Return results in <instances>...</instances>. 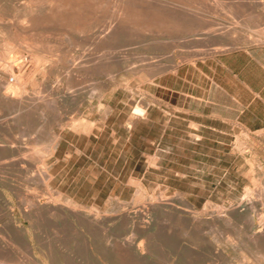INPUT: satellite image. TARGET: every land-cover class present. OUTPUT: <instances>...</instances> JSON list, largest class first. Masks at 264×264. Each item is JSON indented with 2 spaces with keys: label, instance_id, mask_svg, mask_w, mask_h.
Instances as JSON below:
<instances>
[{
  "label": "rangeland",
  "instance_id": "374dc122",
  "mask_svg": "<svg viewBox=\"0 0 264 264\" xmlns=\"http://www.w3.org/2000/svg\"><path fill=\"white\" fill-rule=\"evenodd\" d=\"M39 1L41 0H31L33 4L28 3L33 7V12L40 16L41 11L46 8L48 11L53 7L52 11L48 12L57 15L60 19L59 25L54 27L48 23L46 27L44 24L42 27L38 24L27 33L18 29V35L14 28L17 31L19 24H25L22 18L25 17L27 0H0V56L7 58L0 60V69L1 65H23L22 70H26L33 64L40 69L42 62L45 66L44 69L29 73L26 78L28 82L26 79L24 82L27 102L40 94L43 96L39 97L40 100L36 98L39 101L43 99L42 110L32 109L30 113L22 114L19 110L0 102V262L4 260L2 258L8 257L11 262L20 264H127L128 261V264H264V237L258 241L250 239L252 233L257 234L261 229L258 217L264 215V207H261L264 206V124L257 126L252 120L246 119L247 114L239 115L236 103L231 102L227 94L219 88L226 80V67L236 70L239 65L248 61V54L264 55V8H261L264 0H134L136 3L133 0L132 3L131 0H124L123 3L127 4H123L126 5L124 15L119 0H45L46 7L40 4L43 0ZM86 1L89 6H85ZM192 1L193 7L190 6L193 5ZM50 4L52 5L49 6ZM61 6L68 13L63 12ZM165 11L168 15H164ZM113 12L115 19H126L129 26L119 29L117 33L120 35L116 33L113 40L96 43L94 40L103 28L114 20ZM17 15L20 17L17 18ZM202 16L204 17L201 18ZM69 18L73 21L82 20L86 24V27L83 26L85 30L83 27L77 30L69 20L68 23L64 20ZM190 18L192 23L188 22ZM7 19L11 22L6 23ZM171 20H174V23ZM130 22H133L132 25ZM182 22L185 27L181 25ZM7 25L9 28H6ZM186 26L194 28L190 30ZM87 27L92 31L89 32ZM7 29H11L10 32L16 35L13 37L14 34H8ZM73 29L75 31L71 33ZM32 31L37 34L34 35ZM44 31L50 34L56 32L51 36ZM30 33L38 42H34L32 36L29 37ZM38 35H41L40 38ZM72 39L74 41H71ZM39 40L44 41L42 43ZM46 42L48 46L45 45ZM219 42L221 50L212 51L214 47H219ZM33 43L43 44V47ZM55 45L64 46H59L58 50ZM94 49L96 51H93ZM44 50L49 51L47 53ZM104 51H108L109 56L107 52L104 54ZM53 52H56V55ZM62 54L66 58H63ZM27 55L31 56V59ZM36 56L37 59H43L41 63ZM55 57L61 62H57ZM20 58H23V61ZM28 60H31V65ZM105 60L108 63L103 71L100 66L103 65L101 62H107ZM98 61L99 64L96 63ZM49 64H53V68L48 69ZM97 65L102 72L96 68ZM76 77L78 79H75ZM31 85L37 86V89L33 87L31 90ZM91 86L94 91L90 90ZM67 90H70L71 94H68L70 92ZM33 91L35 94H32ZM229 92L235 93L234 88H229ZM52 97L53 104L49 103ZM246 97V94H242V100ZM106 106L110 108L103 120ZM136 108L142 109L140 114H135ZM261 116L264 117V113ZM72 120V123L84 122L85 130L72 128ZM65 124L66 126H63ZM45 134L47 136L44 137ZM53 135L57 137L55 150L52 155L44 150L45 154L41 148L46 146L47 138L49 142ZM23 154L26 157L22 158ZM16 155L18 158H25L34 169L31 165L27 167L24 162L16 164L13 159ZM43 164L50 175L47 184L50 191H53L52 194L47 193L42 181L35 177V169L41 168ZM34 188L37 194L33 193ZM56 189L61 197L54 193ZM15 192L22 194L16 195ZM137 192L142 195L139 196ZM31 197L33 199L29 200ZM65 197L73 199L82 212L90 216L92 213L96 216L99 214L97 221H93L92 217H78L77 222V217L68 211L62 213L49 207V201L54 200L53 203L58 204ZM21 199L31 205H27L26 201L20 202ZM36 199L38 202H34ZM45 208L50 214L52 210L53 214H47ZM124 209L126 210L122 211ZM218 211L224 212L225 215ZM250 215L255 224L248 226L245 223ZM231 233L233 234L230 235ZM231 237L234 239L229 240ZM189 248H192L190 250L193 255L190 254ZM2 254L5 256L1 257Z\"/></svg>",
  "mask_w": 264,
  "mask_h": 264
},
{
  "label": "bare ground",
  "instance_id": "6f19581e",
  "mask_svg": "<svg viewBox=\"0 0 264 264\" xmlns=\"http://www.w3.org/2000/svg\"><path fill=\"white\" fill-rule=\"evenodd\" d=\"M21 1H22V0H21ZM33 1H34V0H33ZM35 1L37 2V0H35ZM41 1H42V0H41ZM41 1H39V2H41ZM44 1H45V0H43V3H40V4H43V5L46 7V5L44 4ZM48 1H51V0H48ZM90 1H92V0H90ZM115 1H116V0H114V2H115ZM117 1H118V0H117ZM127 1H128V0H127ZM129 1H130V0H129ZM136 1H137V0H136ZM138 1H141V0H138ZM175 1H176V0H175ZM179 1H180V0H179ZM181 1H182V0H181ZM184 1H185V0H184ZM188 1H189V0H188ZM193 1H194V0H193ZM193 1H192V2H193ZM195 1H196V0H195ZM200 1H201V0H200ZM220 1H221V0H220ZM226 1H227V0H226ZM230 1H231V0H230ZM232 1H234V0H232ZM36 2H34V3H36ZM45 2H47V1H45ZM52 2H53V1H52ZM61 2H62V1H61ZM81 2H82V1H81ZM101 2H102V1H101ZM109 2H110V1H109ZM111 2H112V1H111ZM119 2H121L120 5L122 6V7H121L122 15H124V14H125V11H126V5H127V4H126V3H123L124 0H119ZM130 2L132 3V0H131ZM133 2H134V0H133ZM145 2H146V1H145ZM159 2H160V0H159ZM162 2H164V1L162 0ZM162 2H161V3H162ZM20 3H22V2H20ZM28 3H32L31 0H27V5H25V6H26V9H25V11H26V12H25V17L23 16L24 18H22L23 20H25V24H24V25H22L23 23H22V24H19V23L17 22L18 19H17V21H16V18H15V21H16L20 26L17 24V25H18V26L16 25V26L18 27V28H17V31H16V29L14 28V30H15V31L13 30L14 32L17 33V32H18V29H21L20 31L24 30V32L27 33V32H30L31 29H33L34 26H38V24H41L42 27H43V24H44V26H45V25L48 24V23H49V25L51 24V26H54V27H55V26L57 27V25H59L60 19L57 17V15H53L54 12H53V14H52V13L49 14L50 12H48V11H52L53 7H52L51 10H50V9H49V8H50L49 6H51L53 3L50 4L49 6L47 5L49 10L47 11V10H46L47 8H46V9H45L46 11H45V10H44V11H41L42 15H40V16H39V15H36V14L33 12V10H32L33 7H30ZM64 3H66V2H64ZM64 3H63V4H64ZM87 3H89V2L86 1L85 6H89V4H87ZM102 3H103V2H102ZM134 3H136V2H134ZM138 3H139V2H138ZM146 3H147V2H146ZM165 3H166V2H165ZM175 3H176V2H175ZM181 3H182V2H181ZM188 3H189V2H188ZM188 3H187V4H188ZM195 3H196V2H195ZM198 3H199V2H198ZM214 3H215V2H214ZM217 3H218V2H217ZM223 3H224V1H223ZM9 4H11V3H9ZM15 4H16V3H15ZM32 4H33V3H32ZM32 4H31V5H32ZM37 4H38V3H37ZM40 4H38V5H40ZM63 4H62V6H63ZM108 4H109V3H108ZM108 4H106V6H108ZM117 4H118V3H117ZM117 4H116V5H117ZM123 4H126V5H123ZM151 4H152V3H151ZM151 4H150V5H151ZM167 4H170V3H167ZM171 4H172V3H171ZM179 4H180V3H179ZM179 4H178V5H179ZM200 4H201V3H200ZM215 4H216V3H215ZM220 4H221V2H220ZM55 5H56V4H54V6H55ZM69 5L71 6L70 3H69ZM97 5H99V4H97ZM100 5H101V4H100ZM111 5H112V4H111ZM114 5H115V4H114ZM140 5H141V4H140ZM153 5H154V4H153ZM180 5H182V4H180ZM185 5H186V2H185ZM185 5H184V6H185ZM189 5H190V4H189ZM196 5H197V4H196ZM203 5L205 6L204 3H203ZM211 5H212V4H211ZM228 5L230 6V3H229ZM260 5H261V4H260ZM25 6H24V7H25ZM28 6H29V7H28ZM56 6H57V5H56ZM56 6H55V7H56ZM59 6H60V5H59ZM62 6H61V8H62ZM64 6H65V4H64ZM70 6H69V8H70ZM74 6H75V5H74ZM101 6H102V5H101ZM103 6H104V5H103ZM106 6H105V7H106ZM144 6H145V5H144ZM167 6H168V5H167ZM190 6L193 7V6H194V2H193V5H190ZM201 6H202V5H201ZM223 6H225V5H223ZM226 6H227V5H226ZM15 7H16V6H15ZM98 7H99V6H98ZM109 7H110V6H109ZM113 7H114V6H113ZM115 7H116V6H115ZM119 7H120V6H119ZM131 7H132V6H131ZM134 7H135V6H134ZM160 7H161V6H160ZM160 7H158V8H160ZM182 7H183V6H182ZM182 7H181V8H182ZM185 7H186V6H185ZM187 7H188V6H187ZM192 7H190V8H192ZM214 7H215V6H214ZM219 7H220V6H219ZM262 7L264 8V4H263V3H262L261 8H262ZM34 8H35V7H34ZM66 8H67V7H66ZM71 8H74V7H71ZM92 8H93V7H92ZM136 8H140V9H141V7H136ZM161 8H163V7H161ZM161 8H160V9H161ZM175 8H176V7H175ZM178 8H180V7H178ZM188 8H189V7H188ZM196 8H198V6H197ZM203 8H204V7H203ZM16 9H17V8H16ZM43 9H44V8H43ZM97 9H98V8H97ZM104 9H105V8H104ZM104 9H103V10H104ZM140 9H139V10H140ZM143 9H144V8H143ZM160 9H159V10H160ZM168 9H169V8H168ZM184 9H185V8H184ZM186 9H187V8H186ZM186 9H185V10H186ZM205 9H206V8H205ZM68 10H69V9H68ZM103 10H102V11H103ZM105 10H107V9H105ZM113 10H115V9H113ZM116 10H117V8H116ZM118 10H119V9H118ZM145 10H147V9H145ZM155 10H156V7H155ZM155 10H154V11H155ZM165 10L168 11L167 9H165ZM189 10H190V9H189ZM198 10H199V9H198ZM209 10H210V8H209ZM234 10H235V9H234ZM58 11H60V10H58ZM62 11H63V12L66 11L65 13H68V11L65 10V9L63 10V8H62ZM70 11H71V10H69V12H70ZM108 11H109V10H108ZM149 11H150V10L148 9V13H149ZM166 11H165V13H167ZM169 11H170V9H169ZM193 11H196V10L193 9ZM6 12H7V11H6ZM63 12H61L62 15L65 14V13H63ZM71 12H72V11H71ZM100 12H101V11H100ZM109 12H110V11H109ZM115 12H120V11H115ZM115 12H113V15H114ZM137 12H139V11H137ZM143 12H144V11H143ZM143 12H142V13H143ZM158 12H159V11H158ZM163 12H164V11H163ZM170 12H173V10L170 11ZM174 12H175V11H174ZM178 12H179V11H178ZM189 12H190V13H193L192 11H189ZM206 12H209V11H206ZM206 12H200V13L203 14V13H206ZM228 12H230V11H228ZM9 13H10V12H9ZM9 13H8V14H9ZM16 13H17V12H16ZM36 13H37V12H36ZM76 13H78V12H76ZM102 13H103V12H102ZM105 13H106V12H105ZM161 13H162V12H161ZM165 13H164V15H168V13H167V14H165ZM175 13H177V11H176ZM182 13H183V12H182ZM186 13H187V12H186ZM186 13H185V15H186ZM196 13H198V11H197ZM103 14H104V13H103ZM179 14H181V13H179ZM194 14H195V12H194ZM259 14H261V13H259ZM50 15H52V16H50ZM65 15L67 16V14H65ZM65 15H64V16H65ZM69 15H70V14H69ZM78 15H79V14H78ZM177 15H178V14H177ZM192 15H193V14H192ZM262 15H263V14H262ZM14 16H16L15 13H14ZM21 16H22V15H21ZM64 16H63V17H64ZM93 16H94V15H93ZM103 16H104V15H103ZM118 16H121V15H118ZM160 16H161V15H160ZM175 16H176V15H175ZM175 16H174V18H175ZM182 16L184 17L183 14H182ZM187 16H188V13H187ZM199 16H201V15L199 14ZM5 17H6V16H5ZM18 17H20V15H19V16L17 15V18H18ZM84 17H85V16H84ZM88 17H89V16H88ZM90 17H91V16H90ZM94 17H96V16H94ZM100 17H102V16H100ZM100 17H98V18L100 19ZM113 17H114V20H113V21H110V23L108 24V26L105 27V29L103 28V31H102V32L100 31L101 33L96 37V40H94V41H97L96 43H99V44L101 43V44H102V43H104V42H106V41H110V39L113 40V39L115 38V35H116V33L118 32L119 29L124 28V27L127 28V27L129 26V22H127L126 19H123V18H117V19H115V18H116L115 15H114ZM152 17H153V16H152ZM155 17H156V16H155ZM155 17H154V18H155ZM163 17H164V16H162V19H163ZM172 17H173V16H172ZM183 17H182V18H183ZM203 17H204V16H202L201 18H203ZM57 18H58V19H57ZM67 18H68V17H67ZM72 18H73V17H72ZM85 18H86V17H85ZM85 18H84V19H85ZM98 18H96V19H98ZM102 18H103V17H102ZM102 18H101V19H102ZM105 18H106V17H105ZM130 18H131V17H130ZM160 18H161V17H160ZM170 18H171V17H170ZM170 18H169V19H170ZM178 18L180 19L179 16H178ZM182 18H181V19H182ZM184 18H185V17H184ZM199 18H200V17H199ZM199 18H198V19H199ZM254 18H255V17H254ZM260 18H261V16H260ZM260 18H259V19H260ZM3 19H4V18H3ZM11 19H12V17H11ZM11 19H10V20H11ZM13 19H14V18H13ZM13 19H12V20H13ZM20 19H21V18H20ZM96 19H95V20H96ZM155 19H156V18H155ZM165 19H166V16H165ZM169 19H168V21H169ZM192 19H193V18H192ZM4 20H5V19H4ZM64 20L67 21V23H68V20H69V21L72 23V26H74L77 30L80 29L79 27L82 28L84 25H86V24H84V22H83L82 20H81V21H80V20H78V21H73V20L70 19V18H69V19H64ZM85 20H86V19H85ZM93 20H94V19H93ZM93 20H92V21H93ZM105 20H106V19H105ZM182 20H185V19H182ZM200 20H201V19H200ZM253 20H254V19H253ZM255 20H256V19H255ZM263 20H264V19H263ZM0 21H1V18H0ZM19 21H21V20H19ZM41 21H42V22H41ZM97 21H98V20H97ZM163 21H164V20H163ZM171 21H172V20H171ZM173 21H174V20H173ZM173 21H172V22H173ZM191 21H192V20H191V18H190V19L188 20V22L192 23ZM201 21H203V19H202ZM5 22H6V21H5ZM8 22H11V21H8V19H7V22H6V23H8ZM12 22H13V21H12ZM22 22H23V21H22ZM61 22H63V21H61ZM101 22H102V21H101ZM107 22H108V21H107ZM134 22H135V20H134ZM178 22H179V21H178ZM178 22H177V23H178ZM195 22H196V21H195ZM255 22H257V21H255ZM64 23H65L66 25H68L66 22H64ZM87 23H88V22H87ZM90 23H92V22H90ZM99 23H100V21H99ZM132 23H133V22H132ZM132 23L130 22L131 25H132ZM135 23H136V22H135ZM161 23H162V22H161ZM167 23H169V22H167ZM173 23H174V22H173ZM177 23H176V24H177ZM180 23H181V20H180ZM180 23H178V24L180 25ZM182 23H183V22H182ZM199 23H200V21H199ZM201 23H202V22H201ZM252 23H254V22H252ZM263 23H264V22H263ZM97 24H98V23H97ZM170 24H172V23H170ZM185 24H186V22H185ZM245 24H246V22H245ZM255 24H256V23H255ZM8 25H9V24H8ZM8 25H7L6 28H9ZM41 25H39V26H41ZM102 25H103V24H102ZM137 25H138V23H137ZM137 25L134 24V26H137ZM142 25H143V24H142ZM142 25H140V26H142ZM173 25H175V24H173ZM181 25H183V27H185V26H184V23L181 24ZM186 25L188 26V24H186ZM193 25H194V24H193ZM193 25H192V26H193ZM251 25H252V24H251ZM12 26L15 27L14 25H12ZM134 26H132V27L134 28ZM138 26H139V25H138ZM144 26H145V25H144ZM151 26H152V25H151ZM156 26H157V25H156ZM187 26H186V27H187ZM198 26H200V25H198ZM207 26H209V25H207ZM217 26H218V25H217ZM256 26H257V25H256ZM45 27H46V26H45ZM66 27H67V26H66ZM66 27H64V28H66ZM74 27H73V28H74ZM84 27H86V26H84ZM84 27H83V30H85ZM88 27H89V26H88ZM88 27L86 28L87 30H88ZM132 27H131V28H132ZM149 27H150V26H149ZM166 27H167V26H166ZM171 27H172V26H171ZM176 27H177V26H176ZM180 27H182V26H180ZM200 27H201V26H200ZM247 27H248V26H247ZM10 28H12V27L10 26ZM60 28H61V27H60ZM94 28H95V27H94ZM99 28H100V27H99ZM126 28H125V29H126ZM142 28H143V27H142ZM157 28H158V27H157ZM161 28H163V27H161ZM187 28H190V30H192V28H194V27H187ZM195 28H196V27H195ZM256 28H257V27H256ZM256 28H255V29H256ZM260 28H262V26H261ZM36 29H37V28H36ZM97 29H98V28H96V30H97ZM125 29H123V30H125ZM145 29H146V28H145ZM145 29H143V30H145ZM147 29H148V27H147ZM10 30H11V29H9V30L7 29V30H6V31H8V34H9ZM56 30H57V29H56ZM58 30H59V27H58ZM58 30H57V32H59ZM67 30L69 31L70 29L67 28ZM80 30H81V29H80ZM83 30H82V32H83ZM87 30H86V32H88V31L90 32V30L92 31L91 28H90V30H88V31H87ZM123 30H122V31H123ZM135 30H136V29H135ZM149 30H150V29H149ZM157 30H158V29H157ZM186 30H187V29H186ZM214 30H215V29H214ZM260 30H262V29H260ZM20 31H19V32H20ZM53 31H54V30H53ZM53 31H52V32H53ZM64 31H65V30H64ZM74 31H75V30L73 29L72 32H71V31H70V32L73 33ZM122 31H121V32H122ZM130 31H131V29H130ZM151 31H152V30H151ZM203 31H204V30H203ZM252 31H254V30H252ZM14 32H13V33L10 32V33L13 35ZM44 32H45V31H44ZM55 32H56V31H55ZM55 32H53L52 34H50V33H48V32H47V33L50 34V35L52 36ZM60 32L62 33V31H60ZM82 32H81V33H82ZM84 32H85V31H84ZM95 32H96V31H95ZM132 32H133V31H132ZM135 32H136V31H135ZM149 32H150V31H149ZM149 32H148V33H149ZM227 32H228V31H227ZM262 32H263V30H262ZM26 33H25V35H26ZM31 33L34 34L33 31H32ZM31 33H30V34H31ZM45 33H46V32H45ZM47 33H46V34H47ZM65 33H66V32H64V35H65ZM75 33H76V32H75ZM97 33H98V32H97ZM154 33H155V32H154ZM159 33H160V32H159ZM0 34H1V33H0ZM11 34H10L9 36H11ZM17 34H18V33H17ZM36 34H37V33H35L34 35H36ZM42 34H43V33H42ZM42 34H41V35H42ZM77 34H78V33H77ZM83 34H84V33H83ZM85 34H86V33H85ZM85 34H84V35H85ZM123 34H124V33H123ZM123 34H122V35H123ZM125 34H127V33H125ZM130 34H131V33H130ZM140 34H141V31H140ZM143 34H146V33L143 32ZM213 34H214V33H213ZM221 34H222V33H221ZM15 35H16V34H14L13 37H14ZM18 35H19V34H18ZM21 35H22V33H21ZM34 35L31 34V35H29V37H30V36L33 37ZM41 35H40V36H41ZM50 35H49V36H50ZM56 35H57V33H56ZM69 35H70V34H69ZM117 35H118V33H117ZM119 35H120V33H119ZM119 35H118V36H119ZM146 35H147V34H146ZM149 35H150V34H148V36H149ZM214 35H215V34H214ZM218 35H219V34H218ZM26 36H27V35H26ZM38 36H39V35H38ZM40 36H39V38H40ZM42 36H43V35H42ZM44 36H45V34H44ZM49 36H48V37H49ZM51 36H50V37H51ZM53 36H54V35H53ZM61 36H62V35H61ZM132 36H133V34H132ZM136 36H138V35H136ZM4 37H5V36H4ZM13 37H11V38H13ZM16 37H17V36H16ZM34 37H35V36H34ZM34 37H33V39H34ZM45 37H46V36H45ZM56 37H57V36H56ZM68 37H69V36H68ZM84 37H85V36H84ZM91 37H92V36H91ZM124 37L126 38V36H124ZM127 37H128V39H129V36H127ZM142 37H145V36L142 35ZM11 38H10V39H11ZM20 38H22V37H20ZM39 38H38V39H39ZM61 38H62V37H60V39H61ZM64 38H65V36H64ZM88 38H90V37H88ZM94 38H95V37H94ZM116 38H117V37H116ZM118 38H119V37H118ZM223 38H224V36H223ZM13 39H15V38H13ZM46 39H48V38H46ZM51 39H52V38H51ZM55 39H56V38H55ZM58 39H59V38H58ZM66 39H67V38H66ZM83 39H84V38H83ZM83 39H82V40H83ZM211 39H212V38H211ZM225 39H226V38H225ZM21 40H23V39H21ZM52 40H53V39H52ZM56 40H57V39H56ZM82 40H81V41H82ZM84 40H85V39H84ZM87 40H88V39H87ZM90 40H91V38H90ZM90 40H89V41H90ZM92 40H93V38H92ZM126 40H127V39H126ZM214 40H215V39H214ZM26 41H27V40H26ZM26 41H25V42H26ZM29 41H30V40H29ZM31 41H32V40H31ZM39 41H41V40H39ZM43 41H44V40H43ZM43 41H41V42L43 43ZM47 41L49 42V39H48ZM67 41H68V40H67ZM71 41H74V40L72 39ZM75 41H76V40H75ZM168 41H169V40H168ZM216 41H217V40H216ZM259 41H260V40H259ZM34 42H38V40L35 41V39H34ZM83 42H84V41H83ZM83 42H82V43H83ZM87 42H88V41H86V43H87ZM90 42H92V41H90ZM224 42H225V41H224ZM224 42H223V44H225ZM27 43H28V42H27ZM44 43H45V42H44ZM46 43H47V42H46ZM50 43H51V42H50ZM50 43H49V44H50ZM52 43H53V42H52ZM52 43H51V44H52ZM82 43H81V44H82ZM163 43H165V42H163ZM217 43H218V42H217ZM219 43H220V42H219ZM260 43H261V42H260ZM10 44H11V43H10ZM12 44H13V43H12ZM33 44H37V43H33ZM39 44H40V42H39ZM39 44H37L36 46H38ZM54 44H55V42H54ZM73 44H74V43H73ZM73 44L71 45L72 47H73ZM91 44H92V43H91ZM93 44L95 45V43H93ZM106 44H107V43H106ZM227 44H229V43H227ZM15 45H16V44H15ZM17 45H18V43H17ZM17 45H16V46H17ZM21 45H23V44L21 43ZM21 45H20V46H21ZM31 45H32V43H31ZM42 45H43V44H42ZM42 45H39V46L41 47ZM45 45L48 46V43L45 44ZM68 45H69V44H68ZM75 45H77L76 42H75ZM96 45H98V44H96ZM104 45H105V44H104ZM163 45H164V44H163ZM169 45H170V44H169ZM215 45H216V44H215ZM218 45H219V47H217V46L214 47V49H212V51H218V50H221V48H220L221 43L218 44ZM229 45H230V44H229ZM1 46H2V44H1ZM28 46H29V44H28ZM39 46H38V47H39ZM47 46H46V47H47ZM59 46H60V48H61V46H64V45H59ZM59 46H57V47H58V50H59ZM77 46H78V45H77ZM79 46H80V45H79ZM88 46H89V45H88ZM100 46H101V45H100ZM100 46H98V48H99ZM114 46H116V45H114ZM222 46H223V45H222ZM2 47H3V46H2ZM2 47H1V49L3 50L4 47H3V48H2ZM24 47H26V44L24 45ZM42 47H43V46H42ZM42 47H41V48H42ZM49 47H50V46H49ZM57 47H56V45H55V49H57ZM69 47H70V46H69ZM69 47H68V48H69ZM82 47H83V46H82ZM108 47H109V46H108ZM111 47H112V46H111ZM223 47H225V45H224ZM13 48H14V47H13ZM51 48H53V47H51ZM68 48H67V49H68ZM74 48H75V47H74ZM93 48H94V47H93ZM98 48H97V49H98ZM101 48H102V47H101ZM105 48H106V47H105ZM112 48H113V47H112ZM112 48H111V49H112ZM212 48H213V47H212ZM225 48H226V47H225ZM225 48H224V49H225ZM4 49L6 50V48H4ZM29 49L32 50L31 48H29ZM36 49H37V48H36ZM44 49H45V48H44ZM46 49H47V48H46ZM46 49H45V50H46ZM67 49H66V51L68 52ZM75 49H76V48H75ZM88 49H89V48H88ZM222 49H223V48H222ZM5 50H4V51H5ZM16 50H18V49H16ZM34 50H35V49H34ZM45 50H44V52H47V53H48L49 50H48V51H45ZM58 50H57V52H58ZM90 50H91V49H90ZM106 50H107V49H106ZM118 50H119V48H118ZM120 50H121V49H120ZM8 51H9V50H8ZM54 51H56V50H54ZM69 51H70V49H69ZM86 51H88V50H86ZM93 51H96V50L94 49ZM98 51H99V50H98ZM102 51H103V50H102ZM50 52H51V49H50ZM84 52H85V51H84ZM90 52H91V51H90ZM100 52H101V49H100ZM105 52H107V55H108L109 52H108V51H104V54H105ZM113 52H114V51H113ZM16 53H17V52H16ZM53 53H54V52H53ZM55 53H56V52H55ZM55 53H54V54H55ZM61 53H64V52H61ZM61 53H58V54H61ZM65 53H66V52H65ZM70 53H71V52H70ZM93 53H95V52H93ZM93 53H92V54H93ZM97 53H98V52H97ZM213 53H214V52H213ZM216 53H217V52H216ZM225 53H226V52H225ZM13 54H14V53H13ZM19 54H20V53H19ZM28 54H29V53H28ZM51 54H52V53H51ZM66 54H67V53H66ZM83 54H84V53H83ZM101 54H102V52H101ZM104 54H103V55H104ZM8 55H9V54H8ZM52 55H53V54H52ZM55 55H56V54H55ZM55 55H54V56H55ZM62 55H63V54H62ZM70 55H72V54H70ZM88 55H89V54H88ZM93 55H94V54H93ZM98 55H100V54H98ZM107 55H106V56H107ZM110 55H111V54H110ZM15 56H17V55H15ZM27 56H28V55H27ZM32 56H33V54H32ZM46 56H47V55H46ZM59 56H60V55H59ZM59 56H58V58H60ZM81 56H82V55H81ZM108 56H109V55H108ZM111 56H112V55H111ZM121 56H122V55H121ZM188 56H189V55H188ZM9 57H10V56H9ZM18 57H19V56H18ZM18 57H17V58H18ZM28 57H29V56H28ZM30 57H31V56H30ZM30 57H29V59H31ZM34 57H35V56H34ZM61 57H62V56H61ZM64 57H65V56L63 55V58H64ZM68 57H69V56H67V58H68ZM100 57H102V56H100ZM119 57H120V56H119ZM123 57H126V56L123 55ZM2 58H4V55H3V56H0V60H2ZM5 58H6V57H5ZM5 58H4V59H5ZM23 58H24V56H23ZM23 58H22V59L20 58V59L23 61ZM32 58H33V57H32ZM49 58H50V57H49ZM55 58H56V57H55ZM58 58H56V59H57V62L59 61ZM65 58H66V57H65ZM70 58L73 59V57H70ZM75 58H76V57H75ZM78 58H79V57H78ZM87 58H88V57H87ZM89 58H91V57H89ZM96 58H97V57H96ZM102 58H103V57H102ZM102 58H101V59H102ZM6 59H7V58H6ZM36 59H37V56H36ZM38 59L40 60V58H38ZM38 59H37V60H38ZM56 59H55V61H56ZM76 59H77V58H76ZM80 59H81V58H80ZM99 59H100V58H99ZM101 59H100V60H101ZM108 59H109V58H108ZM184 59H185V58H184ZM9 60H11V59H9ZM13 60H14V59H13ZM25 60H26V59H25ZM33 60H35V58H34ZM37 60H36V61H37ZM41 60H43V59H41ZM41 60L39 61L40 63L42 62ZM60 60H62V58H60ZM65 60H66V59H65ZM109 60H110V59H109ZM112 60H113V59H112ZM114 60H115V59H114ZM124 60H125V59H124ZM28 61H30L29 63H30V65H31V60H28ZM45 61H46V60H45ZM51 61H53V60H51ZM62 61H63V60H62ZM70 61H71V59H70ZM70 61H69V62H70ZM72 61H73V60H72ZM93 61H95V59H93ZM96 61H97V60H96ZM105 61H107V60H105ZM1 62H2V61H1ZM1 62H0V63H1ZM26 62H27V61H26ZM59 62H61V61H59ZM75 62H76V61H75ZM77 62H78V60H77ZM90 62H91V61H90ZM90 62H88V63H90ZM99 62H100V61H98V62H96V63L99 64ZM112 62H113V61H112ZM3 63H4V62H3ZM33 63H34V62H33ZM35 63H38V62H35ZM45 63H46V62H45ZM49 63H50V62H49ZM53 63H54V62H53ZM85 63H86V62H85ZM91 63L93 64V62H91ZM101 63L103 64V65H102L103 67L100 66L101 68H100V67H99V68L102 69V70L104 71V69L106 68V65H107L108 61L105 62V63H104V62H101ZM114 63H115V62H114ZM19 64H20V62H19ZM26 64H27V63H26ZM26 64H25V65H26ZM43 64H44V62H42V67H40V69H44V68H45V66H44ZM62 64H63V63H62ZM73 64H74V61L72 62V65H73ZM78 64H79V63H78ZM83 64H84V63H83ZM6 65H7V64H6ZM27 65H28V64H27ZM34 65H36V64H33V66H34ZM55 65H56V64H55ZM66 65L68 66V64H66ZM72 65H71V68L73 67ZM95 65H96V64H95ZM95 65H94V66H95ZM104 65H105V66H104ZM114 65H116V64H114ZM33 66H32V67L30 66V67H31L30 69L22 70L23 65H8V66H6V67H5V65H4V66H3V67H5L4 69H3L2 65H1V68H2L3 70L0 69V70H2V72L0 73V102L3 103V104H5L6 106H10V107H12V108H15V109L19 110L20 112H22V114H23V113L26 114V113H28V112L30 113V111H31L32 109H38V110L40 109V110H42V108H41V101H43V99L41 98L42 100L39 101V100H40L39 97L42 96L41 94H40V96H37V94H36V96L39 98V100H37V99H36L37 97H36L35 95H33V96L36 97V98H34V99L32 98V100L29 101V102H27V100H26V96H25L24 82L27 81V79H26V78H28L27 76L29 75V73H32V72L34 73L35 71L40 70L39 68H37V66H34V67H33ZM78 66L80 67V65H78ZM92 66H93V65H92ZM94 66H93V67H94ZM97 67H98V65L96 66V68H97ZM114 67H115V66H114ZM155 67H156V66H155ZM155 67H154V68H155ZM157 67H158V66H157ZM27 68H28V67H27ZM51 68H53V64H49L48 69H51ZM77 68H78V67H77ZM80 68H81V67H80ZM96 68H94L95 72H96V70L98 69V68H97V69H96ZM103 68H104V69H103ZM66 70H68V69H66ZM86 70H87V69H86ZM92 70H93V69H92ZM94 70H93V71H94ZM98 70H99V69H98ZM157 70H158V69H157ZM84 71H85V70H84ZM99 71H100V70H99ZM107 71H108V70H107ZM158 71L162 72L163 69H162V71H161V70H158ZM69 72H70V71H69ZM69 72H68V74H69ZM85 72H86V71H85ZM97 72H98V71H97ZM97 72H96V73H97ZM100 72H102V71H100ZM65 73H67V72H65ZM65 73H64V74H65ZM88 73H89V71H88ZM88 73H86V74L88 75ZM93 73H94V72H93ZM108 73H110V72L108 71ZM116 73H117V72H116ZM156 73H157V72H156ZM156 73H153V74H156ZM45 74H46V73H45ZM61 74H62V73H61ZM94 74H95V73H94ZM97 74H98V73H97ZM104 74H106V73H104ZM104 74H103V75H104ZM153 74H151V75H153ZM157 74H159V73H157ZM106 75H107V74H106ZM109 75H110V74H109ZM113 75H114V74H113ZM33 76H34V75H33ZM41 76H42V75H41ZM48 76H49V75H48ZM82 76H83V75H82ZM111 76H112V75H111ZM111 76H110V77H111ZM30 77H32V75L29 76V78H30ZM46 77H47V76H46ZM58 77H59V76H58ZM65 77H66V76H65ZM112 77H113V76H112ZM114 78H115V77H114ZM25 79H26V81H25ZM32 79H33V78H32ZM36 79H37V78H36ZM65 79H66V78H65ZM75 79H78V78L76 77ZM89 79H90V78H89ZM109 79H110V78H109ZM111 79H113V78H111ZM43 80H45V79H43ZM54 80H56V79H53V81H54ZM81 80H82V79H81ZM51 81H52V80H51ZM56 81H57V80H56ZM56 81H55V82H56ZM27 82H28V81H27ZM48 82H49V81H48ZM48 82H47V83H48ZM65 82H66V81H65ZM77 82H78V81H77ZM97 82H98V81H97ZM112 82H113V81H112ZM33 83H34V82H32V85H33ZM43 83H44V82H43ZM56 83H57V82H56ZM70 83H71V82H70ZM94 83H95V82H94ZM98 83H99V82H98ZM103 83H104V81H103ZM103 83H102V84H103ZM109 83H110V82H109ZM28 84H29V83H28ZM38 84H39V82H38ZM40 84H41V83H40ZM57 84H58V83H57ZM57 84H55V85H57ZM71 84H72V83H71ZM76 84H77V83H76ZM118 84H120V83H118ZM124 84H126V83H124ZM32 85H31V87H30V88H32L31 90H33V87L35 86V84H34V86H32ZM91 85H92V82H91ZM111 85H112V84H111ZM29 86H30V84H29ZM39 86H40V85H39ZM71 86H72V85H71ZM81 86H82V85H81ZM56 87H58V86H56ZM56 87H55V88H56ZM63 87H64V86H63ZM63 87H62V88H63ZM75 87H76V86H75ZM102 87H103V85H102ZM107 87H108V86H107ZM116 87H117V86H116ZM118 87H119V86H118ZM121 87H122V86H121ZM127 87H129V86L127 85ZM30 88H29V89H30ZM39 88H40V87H38V90H39ZM52 88H53V87H52ZM78 88H79V87H78ZM89 88H90V87H89ZM89 88H88V90H89ZM91 88H92V86H91ZM34 89H37V86L34 87ZM65 89H67L66 86H65ZM70 89H71V88H70ZM73 89H74V88H72V90H71L72 92H73ZM81 89H82V88H81ZM99 89H100V88H99ZM124 89H126V88H124ZM31 90H30V91H31ZM38 90H37V91H38ZM61 90H62V89H61ZM90 90H93V88L90 89ZM104 90H105V89H104ZM30 91H29V92H30ZM67 91H68V90H67ZM71 91L69 90L68 92H70V93H68V94H71ZM81 91H83V90H81ZM93 91H94V90H93ZM95 91H97V90H95ZM33 92H34V91H33ZM35 92H36V90H35ZM35 92L32 93V94H35ZM40 92L43 94V92H42L41 89H40ZM44 92H45V91H44ZM47 92H48V91H47ZM30 93H31V92H30ZM36 93H37V92H36ZM88 93H89V92H88ZM90 93H91V92H90ZM92 93H93V92H92ZM92 93H91V94H92ZM100 93H101V92H100ZM38 94H39V93H38ZM45 95H48V93H47V94L45 93ZM29 96H30V95H28V97H29ZM31 96H32V95H31ZM31 96H30V97H31ZM99 96H100V95H99ZM99 96H98V98H99ZM28 97H27V98H28ZM42 97H43V96H42ZM50 97H51V96H50ZM66 97H67V96H66ZM89 97H90V96H89ZM110 97H111V96H110ZM110 97H109V98H110ZM79 98H80V97H79ZM91 98H92V97H91ZM96 98H97V97H96ZM100 98H101V97H100ZM29 99H30V98H29ZM48 99H50V98H48ZM71 99H72V98H71ZM50 100H52V101H50ZM50 100H49V101H50L49 103H52V102H53V97H52ZM110 101H111V100H110ZM44 102H45V101H44ZM66 102H67V101H66ZM91 102H92V101H91ZM91 102H89V104H90ZM47 103H48V100H47L46 104H47ZM53 103H54V102H53ZM53 103H52V104H53ZM96 103H97V102H96ZM43 104H44V103H43ZM55 104H56V102H55ZM91 104H92V103H91ZM44 105H45V104H44ZM91 106H92V105H91ZM136 106H137V105H136ZM141 106H142V105H141ZM44 107H45V106H44ZM88 107H89V106H88ZM100 107H102V106H100ZM112 107H113V106H112ZM139 107H140V105H139ZM98 108H99V107H98ZM109 108H110L109 106H106V107H105V109H104V113H103V116H102V117H103V120H104V117H107V114H108V112H109ZM134 108H135V107H134ZM45 109H46V108H45ZM8 110H9V109H8ZM53 110H54V109H53ZM53 110H52V111H53ZM140 110H142V109H140V108H136V113H135V114H140ZM102 111H103V110H102ZM101 113H102V112H101ZM100 115H101V114H100ZM135 116L137 117V115H135ZM41 117H42V116H41ZM79 117H80V116H79ZM96 117H97V116H96ZM108 117H109V116H108ZM140 117H141V116H140ZM8 118H9V117H8ZM8 118H7V119H8ZM18 118H19V117H18ZM83 118H85V117H83ZM89 118H90V117H89ZM134 118H135V117H134ZM143 118H144V117H143ZM25 119H27V118L25 117ZM32 119H33V118H31V120H32ZM75 119H76V118H75ZM95 119H96V118H95ZM101 119H102V118H101ZM5 120H6V119H5ZM27 120H29V119H27ZM33 120H34V119H33ZM37 120L39 121V119H37ZM41 120H42V119H41ZM47 120H48V119H47ZM69 120H70V119H67V121H69ZM93 120H94V119H93ZM98 120H99V119H98ZM103 120H102V121H103ZM108 120H109V119H108ZM24 121H25V120H24ZM73 121H74V120L71 121V127H72V128H74V129H79V130H80V128H82V131L85 130V128H84V126H83V123H84V122L81 124V123H72ZM77 121H79V120H77ZM89 121H90V120H89ZM3 122H5V121H3ZM19 122H20V121H19ZM52 122H53V121H52ZM57 122H58V121H57ZM91 122H93V121H91ZM131 122H132V121H131ZM131 122H129V123L131 124ZM5 123H6V122H5ZM11 123H12V122H11ZM26 123H27V122H26ZM54 123H56V122H54ZM59 123H60V122H59ZM64 123H65V122H64ZM98 123H99V122H98ZM100 123H101V121H100ZM100 123H99V124H100ZM103 123H104V122H103ZM6 124H7V123H6ZM12 124H13V123H12ZM29 124H30V123H29ZM130 124H129V125H130ZM20 125H21V124H20ZM58 125H59V124H58ZM14 126H15V125H14ZM30 126H31V124H30ZM47 126H48V125H47ZM56 126H57V124H56ZM61 126H62V125H61ZM63 126H66V124L63 125ZM50 127H51V126H50ZM20 128H21V127H20ZM39 128H40V127H39ZM47 128H48V127H47ZM22 129H23V128H22ZM37 129H38V128H37ZM50 129H51V128H50ZM90 129H91V128H90ZM90 129H89V130H90ZM96 129H97V128H96ZM0 130H1V129H0ZM28 130H29V129H28ZM31 130H32V129H31ZM41 131H42V130H41ZM47 131H48V130H47ZM51 131H52V130H51ZM80 131H81V130H80ZM28 132H29V131H28ZM38 132H40V131L38 130ZM75 132H76V131H75ZM85 132H86V131H85ZM99 132H100V130H99ZM99 132H98V133H99ZM42 133H43V131H42ZM48 133H49V132H48ZM89 133H90V132H89ZM39 134H40V133H39ZM53 134H54V133H53ZM72 134H73V133H72ZM78 134H79V132H78ZM8 135H9V134H8ZM28 135H29V134H28ZM28 135H25V136L28 137ZM30 135H31V134H30ZM41 135H42V134H41ZM50 135H51V134H50ZM45 136H47V135L45 134L44 137H45ZM56 136H57V134H56ZM56 136H54V135L51 136V137L49 138V142H48V138H47V140H46V142H47V143H46V146H45V147H42V146H41V147H42L41 149L43 150L42 152L47 151L48 153H51V155H52L53 151L55 150L56 144H57V137H56ZM58 136H59V135H58ZM30 137H31V136H30ZM60 137H61V136H60ZM60 137H59V138H60ZM1 138H2V137H1ZM4 138H6V137H4ZM32 138H33V137H32ZM61 138H62V137H61ZM36 139H37V138H36ZM10 140H12V139H10ZM33 140H35V139H33ZM59 140H60V139H59ZM6 143H7V142H6ZM10 143H12V142H10ZM30 143H31V141H29V144H30ZM33 143H34V142H33ZM0 146H1V145H0ZM34 146H35V145H34ZM37 146H38V145H37ZM3 147H4V146H3ZM22 147H23V146H22ZM1 148H2V147H0V149H1ZM26 148H27V147H26ZM31 148H32V147H31ZM31 148H30V149H31ZM36 148H37V147H36ZM28 149H29V147H28ZM11 150H12V149H11ZM39 150H40V149H39ZM39 150H37V151H39ZM44 150H45V151H44ZM16 151H17V150H16ZM33 151H34V150H33ZM17 152H19V151H17ZM25 152H27V151H25ZM25 152H24V154H25ZM28 152H29V151H28ZM28 152H27V154L30 153V152H29V153H28ZM34 152L36 153V151H34ZM34 152H33V154H34ZM39 152H40V151H39ZM31 153H32V152H31ZM24 154H23V156H21L22 158H23V157H26V155H24ZM45 154H46V152H45ZM35 155H36V154H35ZM40 155H41V154H40ZM40 155H39V156H40ZM43 155H44V154H43ZM28 156H29V155H28ZM49 156H50V155H49ZM12 157H13V156H12ZM12 157H11V158H12ZM14 157H15V156H14ZM21 157L18 158L17 155H16V158H13V159H15L14 161L16 162V164L19 163V162H24V163L26 164L27 167H29L30 165L32 166V164H30V162L25 161V160H24L25 158L22 159ZM31 157H32V156H31ZM33 157H34V156H33ZM27 159H28V158H27ZM31 159H32V158H31ZM0 160H1V159H0ZM39 161H40V160H39ZM12 162H13V160H12ZM1 163H3V161H2ZM13 163H14V162H13ZM1 165H2V164H1ZM43 165H44V164H43ZM10 167H11V166H10ZM30 168H31V167H30ZM32 168L34 169L33 166H32ZM33 169H32V170H33ZM35 170H36V172H35V173H36V176H35L36 179L38 178L39 181H42V183H43L44 186H45V189L47 190V193L52 194L53 191H50V189L48 188V185H49V184H47V181H48V178L50 177V175H49V173L47 172L46 166L44 165V166H42L41 168H39V169H35ZM30 172H31V170H30ZM30 172H29V173H30ZM32 172H33V171H32ZM29 173H28V174H29ZM24 174H25V173H24ZM28 174H26V177H27ZM32 175L34 176V172H33ZM4 176H5V175H4ZM29 176H31V174H30ZM33 176L31 177L32 179H33ZM26 177H25V179H26ZM51 177H52V176H51ZM27 179L30 180L29 177H27ZM27 179H26V180H27ZM33 180L35 181V179H33ZM49 180H50V179H49ZM37 181H38V180H37ZM35 182H36V181H35ZM48 182H49V181H48ZM37 183H38V182H37ZM33 184H34V183H33ZM135 184H136V183H135ZM26 185H27V184H26ZM33 186H34V185H33ZM33 186H32V187H33ZM136 186H137V185H136ZM262 187H263V186H262ZM138 188H139V187H138ZM24 189H25V188H24ZM35 189H36V188H34V192H33V193H36V194H37L38 192H36ZM139 189H140V188H139ZM259 189H260V188H259ZM259 189H258V190H259ZM51 190H52V188H51ZM136 190H137V189H136ZM25 191H26V189H25ZM37 191H38V190H37ZM138 191H139V190H138ZM141 191H142V190H141ZM18 192H19V191H18ZM43 192H44V191H43ZM142 192H143V191H142ZM254 192H255V191H254ZM262 192H263V191H262ZM23 193H24V192H23ZM33 193H31V194H33ZM40 193H41V191L39 192V195H38V196H40ZM54 193H55L58 197H61V194H60V192H57V189H56V191H55ZM137 193H139L138 195L140 196L141 193H140V192H137ZM137 193H136V194H137ZM143 193H144V192H143ZM245 193H246V195H247V192H245ZM248 193H249V192H248ZM256 193H257V192H256ZM15 194L17 195V194H19V193H16V192H15ZM21 194H22V192H21L19 195H21ZM24 194H25V193H24ZM24 194H23V195H24ZM31 194H30V195H31ZM43 194H45V193H43ZM249 194H250V193H249ZM65 195H66V193H65ZM134 195H135V194H134ZM141 195H142V194H141ZM174 195H175V194H174ZM179 195H180V194H179ZM24 196H25V195H24ZM43 196H44V195H43ZM50 196H51V195H50ZM146 196H147V194H146ZM248 196H249V195H248ZM21 197H23V196H20V198H21ZM45 197H46V196H45ZM134 197H135V199H136V195H135ZM179 197H180V196H179ZM244 197H246V196H244ZM251 197H253V196H251ZM23 198H24V197H23ZM34 198H35V197H34ZM112 198H113V197H112ZM167 198H168V197H167ZM249 198H250V197H249ZM249 198H248V199H249ZM16 199H17V198H16ZM18 199H19V197H18ZM24 199H25V198H24ZM32 199H33V198L31 197V199H29V200H32ZM152 199H153V198H152ZM158 199H159V198H158ZM160 199H161V198H160ZM160 199H159V200H160ZM243 199H244V198H243ZM29 200H28V201H29ZM49 200H50V199H49ZM72 200H73V199H72ZM72 200L69 199V198H66V197H65V198H63V201L58 202V204L53 203L54 200H53V201H49V207H51V208H53V209H57L58 211H60V212H62V213H63L64 211H68L69 213H71V214H73L75 217H77V218H76V219H77V222H78V217H84V218H87V219L92 217L93 221H97V219H98L97 216H98L99 214L96 216L95 213H94V215H93V213L91 212L92 215L90 216V215H88V214L82 212V211L78 208V206L76 205V203L74 202V200H73V201H72ZM117 200H118V199H117ZM140 200H141V198H140ZM140 200H139V201H140ZM147 200H149V199H147ZM19 201H20V202H22V201L24 202V201H26V200L21 199V200H19ZM36 201L38 202L37 199H36L34 202H36ZM45 201H46V200H45ZM139 201H138V199H137V202H139ZM164 201H165V200H164ZM250 201H251V199H250ZM263 201H264V200H263ZM26 202H27V201H26ZM26 202H25V203H26ZM31 202H32V201H31ZM31 202H30V203H31ZM108 202H109V201H108ZM141 202H142V201H141ZM145 202H146V201H145ZM150 202H151V201H150ZM44 203H47V202H44ZM78 203H79V202H78ZM116 203H117V202H116ZM123 203H124V202H123ZM139 203H140V202H139ZM148 203H149V202H148ZM251 203H252V201H251ZM32 204H34V203H32ZM156 204H157V203H156ZM172 204H173V203H172ZM253 204L255 205L254 202H253ZM27 205L30 206L31 204H29V203L27 202ZM35 205H36V204H35ZM35 205H32V206L34 207ZM41 205H42V204H41ZM148 205H149V204H148ZM153 205H154V204H153ZM192 205H193V204H192ZM208 205H209V204H208ZM237 205H238V204H237ZM237 205H236V206H237ZM90 206H91V205H90ZM90 206H89V207H90ZM205 206H206V205H205ZM212 206H214V205H212ZM220 206H221V205H220ZM236 206H235V207H236ZM35 207H36V206H35ZM151 207H152V206H151ZM206 207H207V206H206ZM232 207H233V206H232ZM232 207H231V208H232ZM261 207L263 208L264 206H261ZM90 208H91V207H90ZM130 208H131V207H130ZM146 208H147V207H146ZM183 208H184V207H183ZM45 209H46V208H45ZM94 209H95V208L93 207L92 210H94ZM154 209H155V208H154ZM180 209H181V208H180ZM196 209H197V208H196ZM207 209H208V208H207ZM211 209L213 210V208H211ZM211 209H210V210H211ZM216 209H217V208H216ZM219 209H220V208H219ZM49 210H50V208H49ZM125 210H126V209H124V210H122V211H125ZM146 210H147V209H146ZM184 210H185V209H184ZM187 210H188V209H187ZM187 210H186V211H187ZM212 210H211V211H212ZM217 210H218V209H217ZM226 210H227V209H226ZM43 211H45V210H43ZM46 211L48 212L47 209H46ZM50 211H51V214H53V213H52V210H50ZM97 211H98V210H97ZM97 211L95 210V212H97ZM186 211H185V212H186ZM190 211H192V210H190ZM190 211H189V212H190ZM198 211H199V210H198ZM204 211H205V210H204ZM221 212H222V211H221ZM221 212L218 211V213H220V214H221ZM224 212H225V210H224ZM224 212H222V213L224 214ZM231 212H232V210H231ZM40 213H41V212H40ZM113 213H114V212H113ZM216 213H217V212H216ZM262 213H264V212H262ZM35 214H36V212H35ZM47 214H50V212H48ZM51 214H50V215H51ZM58 214H59V212H58ZM101 214H102V213H101ZM194 214H195V211H194ZM230 214H231V213H230ZM233 214H234V213H233ZM38 215H39V213H38ZM115 215H116V213H115ZM224 215H225V214H224ZM259 215H260V214H259ZM259 215H258V216H259ZM102 216H103V215H102ZM35 217H36V216H35ZM40 217H41V216H40ZM222 217H223V216H222ZM240 217H241V216H240ZM36 218H37V217H36ZM84 218H83V219H84ZM190 218H192V217H190ZM194 218H195V217H194ZM224 218H225V216H224ZM224 218H223V219H224ZM39 219H40V218H39ZM87 219H86V220H87ZM195 219H196V218H195ZM198 219H199V218H198ZM218 219H219V218H218ZM258 219H259L260 224H261V229L259 230V232H258L257 234H253V233H252L251 238H250L251 241H254V239H255L256 241H258L259 238L264 237V215L261 214V215L258 217ZM40 220H42V219H40ZM193 220H194V219H193ZM199 220H200V219H199ZM88 221H89V220H88ZM190 221H192V220H190ZM194 221H196V220H194ZM194 221H193V222H194ZM83 222H84V220H83ZM201 222H202V220H201ZM222 222H223V220H222ZM131 223H132V222H131ZM197 223H199V222H197ZM231 223H232V222H231ZM231 223H230V224H231ZM63 224H64V222H63ZM67 224H68V223H67ZM246 224H247L248 226L251 225V224H255V223H254V218H253L251 215L248 216V217L246 218V223H245V225H246ZM84 225H85V224H84ZM131 225H132V224H131ZM161 226H162V225H161ZM200 226H201V225H200ZM228 226H229V225H228ZM232 226H233V225H232ZM243 226H244V225H243ZM201 227H202V226H201ZM212 227H213V226H212ZM223 227H224V226H223ZM124 228H125V227H124ZM85 229H86V228H85ZM156 229H157V228H156ZM227 229H228V228H227ZM239 229H240V228H239ZM69 230H70V229H69ZM90 230H91V229H90ZM104 230H106V228H104ZM134 230H135V229H134ZM168 230H169V229H168ZM241 230H242V229H241ZM88 231H89V230H88ZM197 231H198V229H197ZM223 231H224V230H223ZM144 232H145V231H144ZM155 232H157V231H155ZM233 232H234V231H233ZM236 232H237V230H236ZM185 233H186V232H185ZM220 233H221V232H220ZM239 233H240V232H239ZM245 233H246V232H245ZM221 234H222V233H221ZM226 234H227V233H226ZM226 234H225V235H226ZM232 234H233V233H231L230 235H232ZM55 235H56V234H55ZM131 235H132V233H131ZM157 235H158V234H157ZM184 235H185V234H184ZM222 235H223V234H222ZM228 235H229V234H228ZM247 235H248V234H247ZM148 236H150V235L148 234ZM151 236H152V235H151ZM129 237H130V236H129ZM224 237H225V236H224ZM130 238H131V237H130ZM153 238H155V237H153ZM221 238H222V237H221ZM143 239H144V238H143ZM148 239H149V238H148ZM155 239H156V238H155ZM165 239H166V238H165ZM230 239H234V238L231 237V238H229V240H230ZM252 239H253V240H252ZM63 240H64V239H63ZM144 240H145V239H144ZM215 240H216V239H215ZM229 240H228V241H229ZM236 240H237V239H236ZM112 241H113V240H112ZM118 241H119V240H118ZM128 241H129V239H128ZM142 241H143V240H142ZM177 241H178V240H177ZM224 241H225V239H224ZM237 241H238V240H237ZM231 242H232V241H231ZM7 243H8V242H7ZM149 243H150V242H149ZM154 243H155V242H154ZM115 244H116V243H115ZM147 244H148V243H147ZM236 244H237V243H236ZM236 244H235V245H236ZM242 244H243V243H242ZM119 245H120V244H119ZM154 245H155V244H154ZM256 245H257V244H256ZM120 246H122V245H120ZM123 246L125 247V245H123ZM126 246H127V245H126ZM177 247H178V246H177ZM179 247H180V246H179ZM190 247H192V246H190ZM194 247H195V246H194ZM194 247H193V248H194ZM47 248H48V247H47ZM235 248H236V247H235ZM4 249H5V248H4ZM6 249H7V248H6ZM146 249H147V248H146ZM182 249H183V248H182ZM190 249H192V248H189V250H190ZM1 250H2V249H1ZM7 250H8V249H7ZM244 250H245V249H244ZM259 250H260V249H259ZM125 251H126V250H125ZM193 251H194V250H193ZM218 251H219V250H218ZM249 251H250V250H249ZM0 252H1V251H0ZM2 252H4V251L2 250ZM6 252H7V251H6ZM144 252H145V251H144ZM215 252H216V251H215ZM4 253H5V252H4ZM9 253H10V252H9ZM48 253H49V252H48ZM145 253H146V252H145ZM193 253H194V252H193ZM216 253H217V252H216ZM219 253H220V252H219ZM243 253H245V252H243ZM247 253L249 254V252H247ZM130 254H131V253H130ZM190 254H192V250H190ZM198 254H199V253H198ZM257 254H258V253H257ZM261 254H262V253H261ZM192 255H193V254H192ZM192 255H190V256H192ZM196 255H197V253H196ZM215 255H216V254H215ZM3 256H5V255L2 254L1 257H3ZM131 256H132V255H131ZM194 256H195V255H194ZM245 256H247V255H245ZM245 256H244V257H245ZM258 256H259V255H258ZM262 256H263V255H262ZM253 257H254V256H253ZM260 257H261V256H260ZM260 257H259V258H260ZM16 258H18V257L16 256ZM127 258H128V257H127ZM195 258H196V257H195ZM251 258H252V257H251ZM256 258H257V257H256ZM259 258H258V259H259ZM2 259H4V260L1 261L0 264H20L19 262H16V263H15V262H11V260H10L8 257H4V258H2ZM217 259H218V258H217ZM263 259H264V258H263ZM0 260H1V259H0ZM214 260H215V259H214ZM253 260H254V259H253ZM29 261H31V260L29 259ZM192 261H194V260H192ZM188 262H189V261H188ZM32 263H33V262H32ZM128 263H129V261H128ZM128 263H127V264H128ZM130 263H131V262H130ZM255 263H256V262H255ZM255 263H254V264H255ZM258 263H259V261H258ZM147 264H149V263H147ZM165 264H166V263H165ZM210 264H211V263H210ZM231 264H232V262H231ZM256 264H257V263H256Z\"/></svg>",
  "mask_w": 264,
  "mask_h": 264
},
{
  "label": "crops",
  "instance_id": "0c3cea01",
  "mask_svg": "<svg viewBox=\"0 0 264 264\" xmlns=\"http://www.w3.org/2000/svg\"><path fill=\"white\" fill-rule=\"evenodd\" d=\"M248 55V61L236 70L226 67V80L219 88L231 102L236 103L239 115L247 114L246 119L261 126L264 124V117L261 116L264 113V55ZM229 88H234L235 93H230ZM242 94H246V101L242 100Z\"/></svg>",
  "mask_w": 264,
  "mask_h": 264
}]
</instances>
